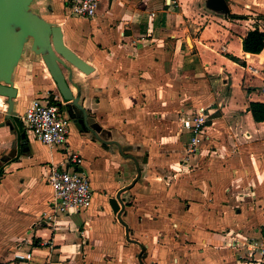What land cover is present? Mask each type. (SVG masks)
<instances>
[{
    "label": "crops",
    "instance_id": "1",
    "mask_svg": "<svg viewBox=\"0 0 264 264\" xmlns=\"http://www.w3.org/2000/svg\"><path fill=\"white\" fill-rule=\"evenodd\" d=\"M163 1L164 6L157 0H101L93 20L73 17L93 25L79 49L70 39L77 32L58 25L65 44L93 70L85 74L69 66L70 74H63L75 82L70 90L85 116L101 129L97 138L90 129L81 134L71 126L77 149L72 151L85 152L95 175L101 170L92 168L94 163L110 170L101 171L107 175L102 197L74 214H83L80 221L58 216L55 225H47L40 220L53 200L49 168L65 157L0 113L5 220L0 230L8 238L0 264H257L248 246L264 239V122H255L249 107L264 103V49L245 53L242 40L255 28L264 32V0H225L227 12L208 8L209 0ZM63 8L67 13L64 1ZM177 73L183 86L190 76L206 77L208 102L216 108L211 140L189 152L178 135L179 122L174 141L159 133L119 132L114 116L122 103L136 101V117H144L142 110L155 115L161 110L157 105L170 106ZM51 81L31 84L25 92L14 82L17 116L35 99L61 102ZM133 94L137 98L129 99ZM200 97L196 94L197 102ZM66 105L60 107L70 115ZM155 143L162 145L156 149ZM144 145L149 148L141 155ZM121 165L126 173L115 178ZM44 185L48 199L40 198ZM118 192L124 206L120 218L109 204ZM98 217H106L110 227ZM15 252L32 258L16 260Z\"/></svg>",
    "mask_w": 264,
    "mask_h": 264
},
{
    "label": "rangeland",
    "instance_id": "2",
    "mask_svg": "<svg viewBox=\"0 0 264 264\" xmlns=\"http://www.w3.org/2000/svg\"><path fill=\"white\" fill-rule=\"evenodd\" d=\"M63 1L64 0H35L31 4V10L34 13L38 14L40 17H42L46 22H49L51 24H56V25L60 24L61 26L64 27L66 31L72 30V29L75 30L77 32V36L71 37L70 35V39L73 41H76V43L78 44V49H79L80 48L79 45H81V42H83V40L86 37H90V29L92 28L93 25L91 21L90 22L85 21L84 23H81L82 22L81 20L74 19L73 17L68 16L63 8ZM157 1L159 2L158 5L164 6L163 0H157ZM198 4L200 6L201 2L199 1ZM126 18H128L127 20H130L129 17H126ZM196 18L197 16L195 15L194 19ZM158 19H160V17ZM31 44L32 42L30 41L29 43L25 44V50L22 53L14 69V72H13L14 73L13 80L15 84H17V86L20 89H22V91L24 90V92H25V88L27 89V87H31V90H32L31 84H44L45 81L47 80L51 81L46 76L47 69L46 67H44L45 65H44V62L41 56L31 51L30 49ZM62 71H64V73L67 75L70 74V70L63 68ZM156 74H158V72ZM179 74L180 73L175 74L176 79H171V82L175 83L173 84V88L176 93L172 95L173 100H171L170 106L164 105V104L157 105V107L159 108L158 110L160 109L161 110L155 112V115L148 114L146 110H142V112L145 111L144 117H136L135 116L136 111H137V106L135 104L136 101L133 104L129 102L127 105L125 103L124 104L122 103L121 105L122 108L114 116L116 117V119L119 120L118 121L119 122L118 128L120 129V130L118 129L119 132L121 133L125 132L131 136H145L148 134L157 135L159 133V134H162L163 136H166V135L169 136L170 140L174 141L176 139L175 138L176 133L178 132L176 127H177V123L179 122V118H178L179 110H182L184 108H191L193 110L194 109L196 110L197 108L201 109L205 107L214 106V104H211V102H208L210 101V98H209L210 94H208V89L206 87V80H205L206 77H202V79H200V78L190 76L191 77L190 79H185L186 83H185V86H183L182 83L181 85L179 84V80L181 79L179 77ZM181 80L183 81L184 79H181ZM183 91H185L184 93L185 96L186 95L188 96L186 97L182 96L181 94L183 93ZM189 94H191L192 97H190ZM196 94H197L198 100L201 99L200 96H202V100L200 102H197L198 100L196 101L197 99L195 98ZM51 96H54V95H51ZM132 96L133 97L129 96V99L130 98L132 99L134 97L137 98L138 94L137 95L133 94ZM6 100L7 99L4 97L3 105L0 106L1 114H4L8 109V104L6 103ZM205 100L206 102H202ZM16 103L18 102L16 101ZM10 120L12 121L14 125L18 126L20 130L22 129L23 126L20 123L19 116L12 117ZM152 121L156 122L154 126H153L154 123H152ZM73 130H74L73 127H71L68 144L70 143L69 144L70 150L72 149L77 150L75 144L73 143V139H74V136L72 135ZM27 134L30 135L29 132ZM183 137H185V135ZM131 143L133 142H130V144ZM131 145L133 146L134 144H131ZM153 145L154 147H156V149H158V147H161L160 145L162 144L159 145L155 143ZM167 146L169 145L167 144ZM38 148H39L38 152L39 154H41L42 157H45V158L49 157L48 152L45 151L46 149H41L39 145H38ZM135 148L136 147L133 146V151L135 150ZM148 148L146 145H144L143 147H140L139 154L141 155L144 154L145 151L146 152L148 151ZM57 149L58 148L55 147L53 152L59 155L61 151L60 150L58 151ZM174 149L175 148H172L171 150H174ZM134 153L137 154L136 152ZM81 156H82L81 170L82 171L84 170L88 176L90 187L92 188V191H93V198L100 199V196L102 197L103 191L105 189V187H103L105 184L103 183L107 182L106 180L107 175H103L101 171L103 170V173L106 171L109 172L110 171L109 167L104 166V163H102L103 166L101 167L96 166L94 163L93 164L94 166H92V168L101 170L98 173L99 175H95L94 172H92V170L90 169L91 161L89 162L87 161V156L85 155V152L81 154ZM126 169H127L126 165H121L119 170L117 172H114L112 175L115 176V178L119 177V173H121V175L124 176V174L126 173ZM48 186L44 185L43 187H41L40 190H42V192L38 190L40 193V198L48 199L49 195L51 194L50 189H49L50 186L49 187ZM39 200L41 201V199H38V202ZM92 202H93V199H92ZM47 205H48L47 207H48V212H49L50 202H48ZM1 206L3 207V202L0 203V208H2ZM42 214L43 213L39 215L41 216ZM74 214L75 213L70 214L69 217L65 215H58V216L72 220V221H80L81 218L83 217L82 213L79 214L78 216ZM98 218L101 219L103 226L110 227V221L108 222L106 217H98ZM4 221H5L4 218H2L0 215V229L4 228V225H5ZM3 233L4 232L0 230V248H2V246L4 247V245H6L5 242L8 241V238L6 239L2 237ZM16 243H18V241H16Z\"/></svg>",
    "mask_w": 264,
    "mask_h": 264
},
{
    "label": "built area",
    "instance_id": "3",
    "mask_svg": "<svg viewBox=\"0 0 264 264\" xmlns=\"http://www.w3.org/2000/svg\"><path fill=\"white\" fill-rule=\"evenodd\" d=\"M101 0H64L69 16L84 20H93L97 15ZM169 0L168 5H174ZM180 140L185 141L189 152L200 149V146L211 140L209 128L212 125L216 108L183 109L179 112ZM23 127L31 131L35 138L44 145L63 152L65 160L49 168L47 184L53 191V200L49 212L40 216L47 225H55L58 215L69 216L72 213L87 210L92 205L93 191L86 172L81 170V156L69 149L70 125L65 111L56 99H35L19 116ZM185 135V137H183ZM248 251L255 252V263L264 264V239L251 242ZM31 253H14V259L30 261Z\"/></svg>",
    "mask_w": 264,
    "mask_h": 264
},
{
    "label": "water",
    "instance_id": "4",
    "mask_svg": "<svg viewBox=\"0 0 264 264\" xmlns=\"http://www.w3.org/2000/svg\"><path fill=\"white\" fill-rule=\"evenodd\" d=\"M33 1L35 0H0V96L7 99L6 119L17 116L14 98L17 97L18 90L14 87L13 72L29 41L32 42L31 51L41 56L62 100L70 103L68 108L72 112L78 115L81 111L85 116L86 113L78 103L79 99L70 90L69 84L75 85V82L72 78H66L62 69L69 70L70 66L85 74L93 70L65 44L60 26L46 22L31 10ZM168 2L169 0L167 4ZM207 7L218 12L228 11L225 0H209ZM88 122L90 130L100 138V127L91 118ZM120 194L118 192L109 200L112 211L118 218L124 208Z\"/></svg>",
    "mask_w": 264,
    "mask_h": 264
},
{
    "label": "trees",
    "instance_id": "5",
    "mask_svg": "<svg viewBox=\"0 0 264 264\" xmlns=\"http://www.w3.org/2000/svg\"><path fill=\"white\" fill-rule=\"evenodd\" d=\"M242 49L245 53L259 54L264 49V32L258 28L250 30L242 40ZM230 58L237 60L231 56ZM249 110L255 122H264V103L252 102Z\"/></svg>",
    "mask_w": 264,
    "mask_h": 264
},
{
    "label": "flooded vegetation",
    "instance_id": "6",
    "mask_svg": "<svg viewBox=\"0 0 264 264\" xmlns=\"http://www.w3.org/2000/svg\"><path fill=\"white\" fill-rule=\"evenodd\" d=\"M62 99V98H61ZM68 102H64L63 100H61V102H59V105H66ZM67 106V105H66ZM68 107V106H67ZM68 110L70 111V115H67V113H65L69 119V125H70V130H71V126H74L77 128V130L82 134L83 132H90L89 131V122L88 119L89 117L84 116V114L82 112H79V114L77 115V113H71V110L68 108Z\"/></svg>",
    "mask_w": 264,
    "mask_h": 264
},
{
    "label": "bare ground",
    "instance_id": "7",
    "mask_svg": "<svg viewBox=\"0 0 264 264\" xmlns=\"http://www.w3.org/2000/svg\"><path fill=\"white\" fill-rule=\"evenodd\" d=\"M45 67V66H44ZM46 70V69H45ZM46 75L49 77L50 76V74H49V72L46 70ZM55 85V84H54ZM3 96H0V106H2L3 105ZM5 104V103H4Z\"/></svg>",
    "mask_w": 264,
    "mask_h": 264
}]
</instances>
